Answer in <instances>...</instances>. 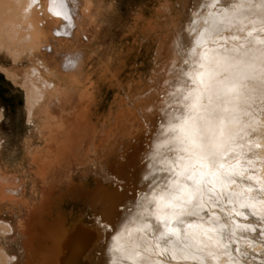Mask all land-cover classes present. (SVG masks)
<instances>
[{
	"label": "rangeland",
	"instance_id": "rangeland-1",
	"mask_svg": "<svg viewBox=\"0 0 264 264\" xmlns=\"http://www.w3.org/2000/svg\"><path fill=\"white\" fill-rule=\"evenodd\" d=\"M6 1L0 0V198L6 196L0 199V264H38L42 249H53L46 264H148L149 250L155 263L162 260V252L180 251L176 240H155L159 197L173 199L170 187L177 163L189 161L181 151L189 145L177 103L171 101L177 88L168 71L184 78L189 60L199 56L188 36L205 0H8L5 6ZM244 1L253 12L240 24L224 27L212 42L230 46V67L219 71L236 73L243 67L252 77L264 63V0ZM51 4L71 19L54 13ZM181 29L174 44L171 39ZM208 43L205 48L210 50ZM259 115L261 130L253 132V139L261 141L254 143L264 141V114L262 119ZM263 145L251 144L253 149L249 145L241 152L254 165L260 159L264 163ZM176 156L183 161L174 160ZM243 176L238 195L220 177L213 196L206 192L198 202L203 204L199 216L230 237L226 241L232 264H264V228L253 218L260 216L251 213V205H238L250 198L242 187L249 184V176ZM23 195L30 203L28 213L34 210L28 217L33 228L23 222L28 214L21 219L25 233L10 209L13 204L24 209L19 200ZM228 199L241 209L230 207ZM148 231L153 235L149 247L142 244ZM132 248L142 252L139 262L129 253ZM54 250L62 252L60 257ZM214 261L196 247L191 261L178 264Z\"/></svg>",
	"mask_w": 264,
	"mask_h": 264
},
{
	"label": "bare ground",
	"instance_id": "bare-ground-1",
	"mask_svg": "<svg viewBox=\"0 0 264 264\" xmlns=\"http://www.w3.org/2000/svg\"><path fill=\"white\" fill-rule=\"evenodd\" d=\"M7 1L4 4L5 6H7L6 5ZM70 1H69V4H71ZM254 1L259 2L260 0H254ZM39 2H41V0ZM58 2H60V0H58ZM204 2L205 3L203 4L202 9L199 8L197 11V12H200V14L195 15L194 20L190 23L191 26H190V30H189V36H188L189 42L191 44H193L196 47V49H198V55L199 56H197L194 59L189 60V66L187 67L188 69H183V71H182L183 76H185L184 78L178 77L173 72V69L168 71V79L171 80V82H172L171 84L175 85V87L177 88V94L175 96H173V99L171 101L174 102L175 104L177 103L176 111H179V113H176V114L180 115V121H182V115L183 114H185V117H186V114H188V115L189 114H195V113H191V111H190L191 110V104L194 102L195 96L203 95L204 98L202 99V104L207 103L206 95L209 94L208 93L209 85L215 83L213 80V76H214L215 72L219 71V69L221 67H230V62H231L229 60L230 46H222L221 45V46L215 47L216 46V45H214L215 43L212 42L213 37L218 32H220L224 27L228 28V27L240 24L242 19H245L251 12H253V11H251V9H246L247 8L246 4L248 2H246L244 0H241V1L205 0ZM2 3H3V0H2ZM10 3H12V2H10ZM49 3H51V2H49ZM52 3H54V2H52ZM39 4L41 5V3H39ZM62 5H63V3H62ZM251 6H255V5L251 4ZM36 7H37V5H36ZM60 7H62V6H60ZM51 9L54 11V13H57V15H59L62 19H66V20L71 19L68 12L64 11V9L59 8L57 6V4H53V5L51 4ZM0 10H1V8H0ZM65 10H66V8H65ZM16 11H17V9H16ZM33 11H34V9H33ZM36 12H38V11H36ZM36 12H34V13H36ZM25 17H27V16H25ZM25 19L29 20L27 18H25ZM34 21H36V20H34ZM34 21H33V23H34ZM21 22L23 25L24 24L23 21H21ZM25 22L28 23V21H25ZM2 26H3V24H2ZM25 26H27V24ZM5 27L7 28L8 26L5 25ZM2 29H4V28H2ZM6 30H8V29H6ZM187 31H188V29H187ZM3 32L5 34V31H3ZM9 32L11 33L13 31H10V29H9ZM18 32H20V31H18ZM181 33H182V29L180 32H178L174 36L173 39H171V42H174V44H175V42L181 37ZM35 36H36V34H35ZM207 42H209L207 44V46L210 48V50L205 48V44ZM175 47L177 48L178 46L175 45ZM216 50H218L220 52L214 53ZM8 51H10V50H8ZM176 52H178V51H176ZM244 57H246V56L241 57V59H242L241 65H244V63H245ZM259 67H261V68L260 69L256 68L255 73L254 72L252 73V77H249L250 73H251L250 70H249V72H245L243 70V67H242V70L240 69L236 73H232V71H231V72L226 74V75L230 74L234 78L246 75V79L244 76L243 78H241L240 81L244 82L245 84H248L249 87H247V88L241 87V88L237 89V91L232 92V93L228 94L227 96H224L222 98V100L217 102L220 105V108L218 109V111H219L220 116L223 118V123L221 124L219 121H216V124L218 125V127L215 128L213 135L219 137V142L221 144V151H226V160L224 161L225 167L223 169L219 170V172L217 173V176H213L211 174L212 170L210 168H207V167L202 168L200 163H198L196 160H192V161L189 160L187 165L190 167H191V165H195V170L193 171L191 168V171H190V167H189V171L191 172V174L194 175V177L197 180L202 181L199 184V187L204 188L206 186L209 189L215 188L216 186H218L219 181H220V177H221L223 185H225L226 182H227V185H229V182L232 185H234V193L236 195H238V189L240 188L241 183H242V176L244 175V176L251 177V179L247 178L249 181V184L243 183V186H242L243 189H245L247 191V193H249L250 198L249 199H247V198L241 199V201L239 202L238 205H240V206L243 205V207H245L248 204L251 205L252 208L249 209V210H251V213L256 212L260 216V217L255 216L253 218L259 220V227L264 228V200L261 199V196H264V165H263L264 163L262 161H260L261 159L260 160L258 159L261 157L260 156V157H257V160H259L258 164L254 165L253 164L254 161L251 159L252 157L249 156L247 152H246V154H244V152L243 153L241 152L243 150V148H245L246 146L250 145V148H251V144L258 146L259 144L264 143V141L257 143L259 140L261 141V138L257 137L259 140L253 139L257 136V135L254 136L253 132L255 131L254 133H257L256 131L261 130V129L258 130L257 124L260 123V125H261V122H260L261 120L259 119L260 120L259 121L257 119L259 121V123H258V121H256V118H258L257 115L260 114L262 116L264 114L263 113L264 108H262L263 107L262 105L264 103V88H263L264 87V78H263L264 77L263 76V74H264V63L262 61L260 62ZM249 78H251V79H249ZM234 81H237V80H234ZM237 82H239V81H237ZM190 91L192 92V95L189 96V99L186 101L184 99V97L188 96ZM200 107L201 106L198 105V108H197L198 111L200 110ZM223 109H227V111H223ZM261 111L263 114L261 113ZM260 115H259V117L261 118ZM262 118H263V116H262ZM262 125H263V122H262ZM262 129H264V128H262ZM221 132H222V134H221ZM254 140L257 141V142H255L257 144L254 143ZM247 143H250V144L248 145ZM261 145H263V144H261ZM261 145H259L258 147L261 148L262 147ZM245 149H247V147ZM248 149H247V151H248ZM251 149H253V148H251ZM262 149H264V147ZM257 150H258V148H257ZM260 152H261V150H260ZM263 155H264V153H263ZM257 156H259L258 153H257ZM174 160H176L177 162L183 161V160H181V156H176L174 158ZM225 172L232 173V175L227 176L224 174ZM176 179H177V177L175 178V180ZM180 179H182V178H180ZM209 181L211 183H208ZM192 184H193L192 181H185L184 182V186H185V188L188 189V192H177L176 189L174 188L172 195L173 196L179 195L180 199L166 200L165 198L159 197L158 210L161 209L159 212H157L158 213V215H157L158 225L157 226H159V230L155 231V234H156L155 240L156 241L164 239V241H167L170 244V242H172V240L177 241V239L179 237L182 244L186 245V246L183 247L182 251L181 250L180 251L169 250L168 252H162V254L159 252L163 257H162V260L157 261V263L151 262V258H150L151 250H149L148 264H150V263H152V264H154V263L155 264H178V263L189 262V261H191V254L196 247L199 249L200 254L204 258L215 259L214 262L216 264H232V263H234V261L232 262V260L229 258V255H230V253L228 252L229 245L226 241L227 239L229 240L230 237L225 235L219 228L213 226L212 221L208 220L206 217H203V219H201L200 217H202V216L189 217V216H185V215H180L178 219L173 216V213H179L183 210L184 201L191 199L192 204H196L199 201L205 200V193L206 192H204L203 194H201V193H196L195 195L192 194ZM41 185L45 186V184H41ZM0 189H1L0 192L2 194V188L0 187ZM170 189L172 190L173 187H170ZM49 190H50V188H49ZM46 191L48 192V189L45 190V192ZM3 192H5V191H3ZM50 193H53V192L50 191ZM209 193H210V195H208V196L212 197L213 193L212 192H209ZM21 194H23V193H21ZM51 195L52 194H49L50 197H51ZM3 196H5V195H3ZM3 196L1 198H3ZM50 197H49V199H50ZM21 198L19 199V200H21L20 206L24 209H21V208L19 209V206H18V208H16L14 206V204H13V206L10 207V209H12V207H13V209L11 211L14 212L15 214H17L18 224L21 227L23 233H25V232H28L27 230H25L26 224L29 223V226H31V228H33V226H34L33 225L34 223L31 224L30 223L31 221L29 222L30 219L28 218L29 215H31V216L33 215L34 210L32 211V214H29L28 210H29V212H31L30 211L31 208L29 207L30 203H27L24 195ZM45 199H46V197H45ZM19 200H18V203H19ZM227 201L229 202L230 207L235 206L237 208V201L234 203L230 202L229 199ZM32 202H33V199H32ZM41 202H45V201H41ZM15 204H17V203H15ZM11 205H12V203H11ZM34 205H33V208H35ZM41 205H44V204L42 203ZM6 207H8V204ZM38 208L40 209L39 206H38ZM223 209L226 211L225 207ZM237 209H241V208H237ZM36 210H38V209H36ZM16 211H17V213H16ZM105 211H106V209H105ZM38 212H40V211H38ZM24 213L28 214L27 217H25L26 221L24 220V215H25ZM228 214H230V213H228ZM35 215H34V217H35ZM34 217H33L34 220L36 218H38V217H35V218ZM21 219L24 220L23 222H25V223L27 222V223L26 224L21 223L22 222ZM31 219H32V217H31ZM35 221H36L35 224L39 223V220L36 219ZM180 221H182V223ZM71 227H72V225H71ZM108 227L112 231V228L110 226H108ZM42 228H43V226H42ZM74 228H76V227H74ZM27 229L29 230V227ZM80 229H82V228H80ZM33 230H36V229H33ZM38 230H40V228ZM72 231L73 230H71L70 232H72ZM76 231H77V229H76ZM40 232H41V230H40ZM40 232H38V233L36 232V236H38ZM78 232H77V234H78ZM31 233H32L31 234V236H32L35 232L31 231ZM173 233H175V234H173ZM73 234L71 236H73ZM77 234H74V235H77ZM81 234L82 233H80V235ZM55 235H57V234L55 233ZM80 235H79V238H80ZM24 236H25V234H24ZM29 236H30V233H29ZM31 236H30V238H31ZM143 236L144 237L142 238V240H143L142 244L149 247L148 241H150L153 237V235L151 234V231L145 232V234H143ZM32 237H34V236H32ZM39 238H38V240H39ZM52 238L54 239V236ZM67 238H68V236H67ZM79 238L77 237L74 239H79ZM86 238H87V236L85 237V239ZM70 239H71V237H70ZM27 240H28V242H31L29 239H27ZM68 240H69V238H68ZM79 240H80V242H84V240H81V239H79ZM79 240L77 242L78 243L77 246L80 243ZM88 240H89V236H88ZM45 241H47V240H45ZM28 242H26V244ZM42 242H43V240H42ZM85 242H86V240H85ZM44 244H47V243L45 242ZM56 244H58V242H56ZM74 244H76V243H74ZM86 244H87V242H86ZM68 245H70V243ZM44 246H47V245H44ZM61 246H63V245H61ZM177 246L179 248L181 247V245H179V244ZM27 247L28 246H26V247L24 246V248H27ZM152 247L153 246H151L150 248H152ZM24 248H23V250H25ZM75 248L76 247L74 246V249ZM31 250H33V249H31ZM52 250L51 251L49 250L50 252L45 251V249L40 250V252L38 251L39 254H38L37 263L43 264V263H45L44 261L47 258L50 259L48 254L51 256ZM59 250L61 251V249H59ZM54 252H56V251L54 250ZM23 253L26 254V253H28V251L27 252L24 251ZM32 253H33L32 256L34 254L36 255L35 252H32ZM56 253L58 254V251ZM56 253H55V256H56ZM63 253H65V252L63 251ZM129 253H132V257L137 262H139L141 260V258L143 257L142 252L138 251L135 248L130 249ZM28 254H29L28 255V257H29L30 252ZM53 254L54 253H52V255ZM61 254H62V252H61ZM173 254L176 257L175 259H173ZM60 255L58 254L59 257H60ZM53 258H56V257H53ZM61 258H62V256H61ZM61 258H60V260H61ZM170 259H172V260H170ZM23 260H26V258H24ZM28 260H30V259H28ZM60 260L58 259V261H60ZM224 260H225V262H224ZM46 261H48V260H46ZM56 261H57V259H56ZM259 261L262 262V259L260 257H257V262H259ZM25 262H22V264H25ZM53 264H63V263L56 262Z\"/></svg>",
	"mask_w": 264,
	"mask_h": 264
},
{
	"label": "snow or ice",
	"instance_id": "snow-or-ice-1",
	"mask_svg": "<svg viewBox=\"0 0 264 264\" xmlns=\"http://www.w3.org/2000/svg\"><path fill=\"white\" fill-rule=\"evenodd\" d=\"M227 69L215 72L213 76L214 84L209 85L208 93L206 95L207 103L202 104L203 95H197L194 98V102L191 104V113L186 117L182 118L181 128L185 130V139L188 142L189 147L181 149V151L187 153V160H196L200 163L201 167H207L212 170L211 174L217 176L220 169L225 167L224 161L226 160V151H221V144L219 142V137L214 136V130L218 125L216 121L223 123V118L220 116L218 109L220 108L218 101L222 100L224 96L237 91V89L244 87H249L242 81H234L233 77L229 74L226 75ZM251 79V78H249ZM192 92H189L188 96L184 99L187 101ZM198 105H200V110L198 111ZM227 111V109H223ZM222 134V132H221ZM181 159H184L182 157ZM174 163H176L174 161ZM192 170H195V165H191ZM176 180L172 181L171 187L175 188L177 192H188L185 188V181H192V194L196 193L203 194L204 192H211L214 189H209L206 186L204 188L199 187L201 180H197L193 174L189 171L188 165H181L177 163ZM227 176H231L232 173L225 172ZM182 178V179H180ZM147 179V177H145ZM251 179V177H248ZM167 186V185H166ZM173 199H180L179 195L173 196ZM243 207V205H241ZM203 208V204L196 203L192 204L191 199L184 201L183 210L179 213H173L175 218H179L180 215L185 216H199V210ZM203 219V217H200ZM182 223V221H180ZM175 234V233H173ZM167 243V242H166ZM177 244L181 245L179 250H183V245L179 237L177 239ZM164 251H168L167 248ZM173 254V259H175Z\"/></svg>",
	"mask_w": 264,
	"mask_h": 264
}]
</instances>
